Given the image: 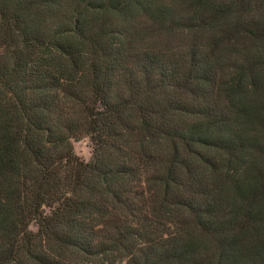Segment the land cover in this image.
I'll list each match as a JSON object with an SVG mask.
<instances>
[{"label": "trees", "instance_id": "16d2710c", "mask_svg": "<svg viewBox=\"0 0 264 264\" xmlns=\"http://www.w3.org/2000/svg\"><path fill=\"white\" fill-rule=\"evenodd\" d=\"M0 264H264V0H0Z\"/></svg>", "mask_w": 264, "mask_h": 264}, {"label": "rangeland", "instance_id": "374dc122", "mask_svg": "<svg viewBox=\"0 0 264 264\" xmlns=\"http://www.w3.org/2000/svg\"><path fill=\"white\" fill-rule=\"evenodd\" d=\"M181 42L184 44L190 43V41L183 39ZM73 150L75 155L84 162H89L92 159V144L89 138H83L79 141H72ZM35 230L34 227H31Z\"/></svg>", "mask_w": 264, "mask_h": 264}]
</instances>
